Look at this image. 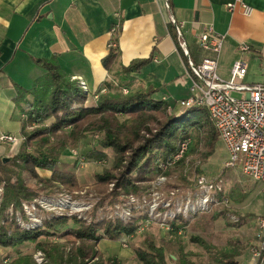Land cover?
<instances>
[{
    "label": "trees",
    "instance_id": "1",
    "mask_svg": "<svg viewBox=\"0 0 264 264\" xmlns=\"http://www.w3.org/2000/svg\"><path fill=\"white\" fill-rule=\"evenodd\" d=\"M168 28L177 48L184 54L186 63L188 64V58L194 64L199 63L203 57L198 52L201 51L199 45L196 50L188 47L187 57L176 30L171 25ZM117 59L115 46L110 48L109 53L102 59L104 69L109 73L115 72L114 79L104 82L91 93L88 87L87 91L84 90L79 80L72 79L62 69L55 54L49 58L34 59L44 71L34 79L29 88L15 85V101L21 113V143L14 160L21 162L19 168L45 184L46 188L59 183L78 187L70 171L62 173L57 170L58 157L71 145L77 146L86 136V132L96 135L101 133V138L97 136L99 147L97 151L89 153L91 156L97 159L104 148H109L114 154L112 167L116 173L105 170L98 175L95 185L103 186L108 180H113L111 182L117 193H138L152 178L162 175L159 164L171 159L184 140L194 138L196 144L200 143V156L210 157L215 151L219 136L206 107L180 106L179 101L186 99V96L164 97L161 89L144 87L141 84L130 87L134 80L130 74L138 72L151 57L132 60L119 67ZM101 88L105 91H99ZM94 93L97 94V99L87 104V95ZM118 116L126 118L119 123ZM28 146L33 149L29 151ZM182 160L183 157L174 164H179ZM36 169L47 170L51 172V176L39 177ZM13 177L16 179L12 182ZM0 182L4 184L1 211H5L10 205L19 208L20 200L35 194L33 190L30 192V189L25 187L16 170L11 169L8 162H3L1 158ZM69 220L64 217L46 220L41 228L34 230L20 228L13 221L0 225V245L16 247L8 264H35L31 259L32 254H25L18 248L24 243H30L34 249L43 251L49 264H84L88 255L95 254L100 236H108L114 240L122 235H134L140 227L138 221L125 224L106 220L86 224L77 218H71L76 227L69 228ZM185 223V220L178 216L170 223V234L176 237L177 231H180ZM66 229H69L68 232L64 231ZM48 234L60 237L73 235L77 238L74 251L65 255L59 243L46 238L40 239ZM146 245L150 250L137 252L143 264H166L164 250L167 242L161 241L158 246L150 242ZM243 250L244 245L231 246L227 253L231 255V260L226 264H239ZM263 258L262 253L255 264H260ZM222 262L225 264L227 261ZM112 264L120 263L115 261Z\"/></svg>",
    "mask_w": 264,
    "mask_h": 264
},
{
    "label": "crops",
    "instance_id": "2",
    "mask_svg": "<svg viewBox=\"0 0 264 264\" xmlns=\"http://www.w3.org/2000/svg\"><path fill=\"white\" fill-rule=\"evenodd\" d=\"M230 1L0 0V135L19 134L21 113L15 101V85L29 88L44 71L34 59L54 54L72 79L86 82L90 93L114 79L115 72L109 73L102 65L114 45L118 67L150 56L145 66L130 74L134 79L130 87L141 84L161 89L164 97H188L190 71L170 25L181 27L187 50H196L200 33L212 27L223 37L218 75L228 80L232 63L241 59L246 63L241 82L263 84L264 0H243L254 9L249 16L240 8L228 11ZM245 45L248 49L242 50ZM7 149L8 142L1 144L0 155ZM240 262L256 263L251 256Z\"/></svg>",
    "mask_w": 264,
    "mask_h": 264
},
{
    "label": "rangeland",
    "instance_id": "3",
    "mask_svg": "<svg viewBox=\"0 0 264 264\" xmlns=\"http://www.w3.org/2000/svg\"><path fill=\"white\" fill-rule=\"evenodd\" d=\"M110 46H113L112 43ZM231 94L241 97L236 92ZM93 101L92 95L88 94L86 103L91 104ZM118 117L119 123L126 118ZM85 135L77 146L71 145L58 157L57 170L62 173L70 171L78 184L76 188L64 183L52 184L51 188H46L45 184L21 170L19 165L22 163L14 160L20 149L21 137L19 134L13 135L17 141L14 144L8 142L10 149L3 151L0 158H8L6 162L10 168L16 170L25 187L35 194L20 200L19 208L10 205L5 211H1L4 184L0 182V225L13 221L20 228L34 230L41 228L46 220L59 217L70 219L69 228L76 227L71 218H77L86 224L106 220L125 224L138 221L140 227L134 235H122L114 240L108 236H100L95 254L88 255L84 264H112L115 261L120 264H143L137 252L147 251L149 248L146 243L158 246L161 241L168 243L164 250L166 264H224L223 260L227 261L226 264L231 260V255L227 254L231 246L240 245H244V250L239 260L252 257V250L258 247L261 240L264 188L260 182L243 174L240 167H225L228 153L220 140L217 141L213 154L203 157L199 155L200 143L196 144L192 138L181 163L161 169L162 175L152 178L140 192L126 194L114 191L113 180H108L103 186L97 185L99 188L95 185L98 175L105 170L116 173L112 167L114 154L109 148H104L100 157L94 158L89 153L97 151L101 133L96 135L86 132ZM4 143L5 141L0 142V145ZM27 149L31 151L33 147L28 146ZM35 171L42 178L51 176V172L47 170ZM200 176H204L215 186L214 196L217 202L211 201L206 210L195 212L192 216H184L183 212H176L174 218L172 214L170 216L172 206L180 205L183 201L185 203L187 198L193 200L198 197L202 189L198 183ZM15 179L13 177L12 182ZM204 192L208 193L207 189L203 190L202 197ZM222 196L227 203L220 201ZM178 216L186 223L175 237L170 234V223ZM67 230L69 229L64 231L68 232ZM46 236L43 235L40 239L46 238L59 243L65 255L74 251L77 238L73 235ZM18 248L25 254H32L33 263L49 264L44 252L34 249L32 244L24 243ZM15 251L16 247L0 245V264H8Z\"/></svg>",
    "mask_w": 264,
    "mask_h": 264
},
{
    "label": "built area",
    "instance_id": "4",
    "mask_svg": "<svg viewBox=\"0 0 264 264\" xmlns=\"http://www.w3.org/2000/svg\"><path fill=\"white\" fill-rule=\"evenodd\" d=\"M228 11L232 12L240 8L242 13L249 16L253 8L243 0H232L226 4ZM172 22L173 19L171 17ZM175 30L184 53L188 57V50L184 45L181 27L175 25ZM182 39V41H181ZM223 37L217 36L212 27H207L198 37V44L202 51L212 52V56L205 55L199 63L194 64L188 58L191 81L189 96L179 101L180 106H203L209 112L219 140L227 150L228 157L224 163L227 168L240 167L242 173L250 179L264 184V83L248 85L241 80L246 74V63L237 59L230 68V77L223 80L217 73V58L222 47ZM242 50L248 47L242 46ZM81 87L87 91L85 81L79 79ZM99 91H105L101 88ZM126 92V90H123ZM98 92V91H97ZM236 92L241 97H235L231 93ZM94 100L97 94L92 95ZM14 144L17 138L13 135H0V142ZM191 139L181 142L179 150L171 159L159 164L161 169L173 165L187 152ZM74 154L76 152L74 151ZM211 182V181H210ZM201 191L196 199L187 198L180 205H174L169 210L174 218L176 212H183L184 216H192L195 212L206 210L211 201H215V186L207 181L204 176L198 178ZM207 189V192L203 190ZM219 189V187H218ZM217 190V189H216ZM220 191V189L218 190ZM216 194V193H215ZM221 195L222 193L219 192ZM218 196V195H217ZM171 201V199H170ZM169 201V202H170ZM220 201L227 203L222 196ZM260 243L252 250L254 261L263 253L264 255V217L260 221Z\"/></svg>",
    "mask_w": 264,
    "mask_h": 264
},
{
    "label": "water",
    "instance_id": "5",
    "mask_svg": "<svg viewBox=\"0 0 264 264\" xmlns=\"http://www.w3.org/2000/svg\"><path fill=\"white\" fill-rule=\"evenodd\" d=\"M181 41H182V39H181ZM2 160H3V162H6L8 160V158L4 157V158H2Z\"/></svg>",
    "mask_w": 264,
    "mask_h": 264
}]
</instances>
